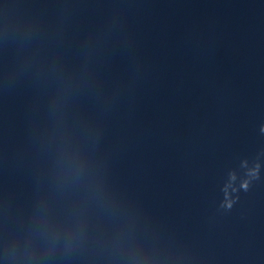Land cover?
I'll return each mask as SVG.
<instances>
[{
    "label": "clouds",
    "instance_id": "clouds-1",
    "mask_svg": "<svg viewBox=\"0 0 264 264\" xmlns=\"http://www.w3.org/2000/svg\"><path fill=\"white\" fill-rule=\"evenodd\" d=\"M245 187H246V185H245ZM229 207H230V204H229Z\"/></svg>",
    "mask_w": 264,
    "mask_h": 264
}]
</instances>
